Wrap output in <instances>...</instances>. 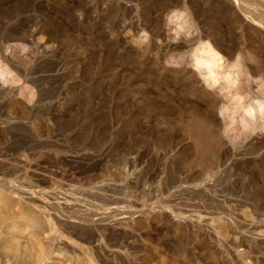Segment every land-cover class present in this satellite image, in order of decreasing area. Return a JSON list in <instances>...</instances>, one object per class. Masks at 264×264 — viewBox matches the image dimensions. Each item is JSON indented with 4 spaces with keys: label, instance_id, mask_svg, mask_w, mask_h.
<instances>
[{
    "label": "rangeland",
    "instance_id": "rangeland-1",
    "mask_svg": "<svg viewBox=\"0 0 264 264\" xmlns=\"http://www.w3.org/2000/svg\"><path fill=\"white\" fill-rule=\"evenodd\" d=\"M0 264H264V0H0Z\"/></svg>",
    "mask_w": 264,
    "mask_h": 264
}]
</instances>
